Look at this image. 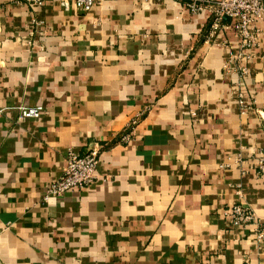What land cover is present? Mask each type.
<instances>
[{"label":"crops","instance_id":"1","mask_svg":"<svg viewBox=\"0 0 264 264\" xmlns=\"http://www.w3.org/2000/svg\"><path fill=\"white\" fill-rule=\"evenodd\" d=\"M210 19L179 0H0V264H264L260 225L225 216L244 205L264 229V22L243 76ZM94 146L95 182L48 197Z\"/></svg>","mask_w":264,"mask_h":264},{"label":"built area","instance_id":"2","mask_svg":"<svg viewBox=\"0 0 264 264\" xmlns=\"http://www.w3.org/2000/svg\"><path fill=\"white\" fill-rule=\"evenodd\" d=\"M19 4L27 5L32 10L43 7L48 0H15ZM69 6L70 0H62ZM105 0H76L77 8L82 12H90L95 6ZM194 15L205 12L210 14L207 41L220 32L232 28L238 39V51L232 53L230 65L242 75L248 74V64L253 60L256 49L260 44L261 27L264 22V0H179ZM229 21V24L227 22ZM23 116L38 118L42 110L39 108L24 109ZM129 136L124 137L128 140ZM103 147L88 148L83 154L70 152L67 165L62 177L48 189V197L61 198L69 192H81L89 188L97 179L98 168ZM258 176L264 177V152L260 154ZM226 218L236 227L257 226L258 240L264 242V229L256 213L244 206L234 205L225 211Z\"/></svg>","mask_w":264,"mask_h":264}]
</instances>
